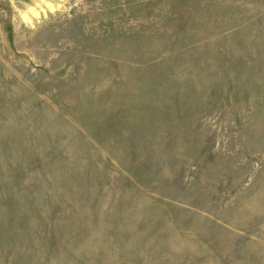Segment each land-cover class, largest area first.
Masks as SVG:
<instances>
[{
    "label": "rangeland",
    "instance_id": "rangeland-1",
    "mask_svg": "<svg viewBox=\"0 0 264 264\" xmlns=\"http://www.w3.org/2000/svg\"><path fill=\"white\" fill-rule=\"evenodd\" d=\"M0 264H264V0H0Z\"/></svg>",
    "mask_w": 264,
    "mask_h": 264
}]
</instances>
